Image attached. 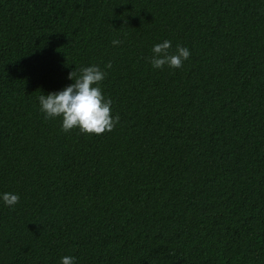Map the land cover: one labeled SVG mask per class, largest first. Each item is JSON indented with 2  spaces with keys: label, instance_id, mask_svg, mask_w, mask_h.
Returning a JSON list of instances; mask_svg holds the SVG:
<instances>
[{
  "label": "trees",
  "instance_id": "1",
  "mask_svg": "<svg viewBox=\"0 0 264 264\" xmlns=\"http://www.w3.org/2000/svg\"><path fill=\"white\" fill-rule=\"evenodd\" d=\"M108 61L111 131L44 118ZM3 191L0 264H264V0H0Z\"/></svg>",
  "mask_w": 264,
  "mask_h": 264
},
{
  "label": "clouds",
  "instance_id": "2",
  "mask_svg": "<svg viewBox=\"0 0 264 264\" xmlns=\"http://www.w3.org/2000/svg\"><path fill=\"white\" fill-rule=\"evenodd\" d=\"M120 39H113L111 44L119 46ZM190 56L189 48L177 44L173 49L170 40H163L151 47V55L146 57L150 66L154 69L180 68ZM112 63L108 61L103 69L97 64L81 66L78 74L73 77L69 73L68 79L72 83L62 89L46 94L41 93L37 97L39 111L45 119H60L62 131H70L73 128L81 133L102 134L111 131L119 120L118 115L112 114V100L101 89L100 82L107 75L106 69H111ZM19 201L18 194L9 191L0 192V203L8 207H14ZM59 264H75V257L64 255L60 257Z\"/></svg>",
  "mask_w": 264,
  "mask_h": 264
}]
</instances>
